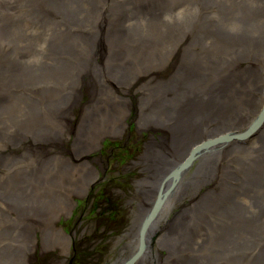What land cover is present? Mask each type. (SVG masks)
<instances>
[{
  "label": "rangeland",
  "instance_id": "374dc122",
  "mask_svg": "<svg viewBox=\"0 0 264 264\" xmlns=\"http://www.w3.org/2000/svg\"><path fill=\"white\" fill-rule=\"evenodd\" d=\"M192 1V5H186L184 10H181V14L176 15L178 18H173L180 20V24L183 20L188 21V26L174 27L171 30L170 26H167L164 33L157 35L156 39L159 40L153 41L145 37L146 32L142 27L144 36L136 31L137 41L132 44L118 42L114 37L115 50H112V53L109 52L105 40L96 42L97 48L91 58L102 63L98 70L83 67L80 76L74 79L75 76L70 74L77 70V68L72 69L75 58L66 60L69 68L65 65L62 70H59L61 63L55 61L54 69L57 70L54 72L55 76L51 77L49 74L48 77L58 82V85L51 81L48 83H53L57 87L56 94L45 96L38 91L35 103L40 106L41 111H37L42 122L54 124L57 116L53 112L60 108L50 109L45 113L47 105L53 106L58 102L69 101L67 114L73 118V125L67 124L70 127L65 133L66 137L60 130L43 126L39 128L31 126L27 129L23 122L28 124L30 122L18 119L19 115L24 119V109L16 108L10 112L12 108L8 103L5 104L7 110L5 127L10 131L13 139H6L7 145L4 149L17 150L13 160L17 161L19 167L16 168L17 173L3 172V168L0 167L2 172L0 174V264H74V261L73 263L71 261L73 255L68 262L73 241L78 251L84 250L80 254L84 264H104L107 259L116 257L119 244L128 240L129 232L136 234L134 238L138 239V246L140 247L141 244L143 246L145 238L140 234L143 233L140 224L142 222L144 229V225L150 222L152 208L159 201L161 181L165 172L169 170L165 168L160 174L163 170L159 168L161 165H158L157 169L152 168L145 161L143 156L146 155L143 152L147 145H156L151 154L161 157L163 163L172 166L186 157L189 152L185 149L177 155V159H172L175 152L172 146L178 132L171 134L167 148H158L157 146H162L158 137L161 124L152 128L146 127L150 121L163 123L165 121L162 118L169 117L164 110L162 117L158 113L160 104L156 99L160 95L175 93L177 101L168 102V107L175 109L177 120L186 114L190 116L189 112L195 108L192 105L197 96L202 94H206L202 96L206 101L211 100V103L214 101L222 103L218 99L222 95L234 97L235 100L219 105L218 110L221 111L226 105L231 104L229 110L238 111L233 117L238 123L257 109L260 103L259 96L264 97V45L256 44L259 42L264 44V0H211V10L214 12H211V20L209 19L204 26L199 21L205 18H200L205 15L201 10L198 11L200 0H197L196 5L194 4L196 0ZM165 4L166 2L160 3L158 6ZM244 5L245 7H242ZM237 8L243 9L236 10ZM86 11L91 13L90 20L94 24L84 20L83 17L80 18L79 23L93 27L98 22L100 10L97 7L87 6ZM118 12L117 10L116 14ZM139 13L136 11L130 16L134 18ZM171 16L174 14L167 15L165 21L171 19ZM209 22L211 24L207 25ZM101 30L105 31V26ZM7 34L8 31L7 33L2 31L1 37L3 39L5 35L9 41L8 37L13 34ZM230 36L234 38L230 39ZM92 37L88 42H84L73 34L69 37L66 47L69 49L64 51H69L75 57L85 56L93 48ZM80 46H83V49H80ZM104 52L109 62L106 58L104 61L100 60L104 57ZM138 53L142 54L144 59H139ZM127 55H130L132 61L137 64L129 66L130 70H119L118 67L131 63L125 58ZM102 67L105 70H102ZM190 71L202 73L205 81L201 86L196 79H188ZM67 77L72 80L70 86L64 83ZM90 81L100 83L109 91L95 93L92 90L94 84ZM46 84L40 87L44 92L43 87ZM217 88L221 91H217ZM165 102L167 104V101ZM201 102L205 103V101ZM150 106H154L155 110L148 115ZM127 109L128 117L134 113L137 115L136 125L133 120L128 121L127 135L122 138L106 136L104 145L102 143L99 150L100 154L96 152L100 145L96 150H94L96 145L93 149H85L81 145L82 143L86 146L90 142L85 139L86 136L91 138L97 130L103 129L107 122L113 119H108L110 115L115 116L113 126L115 123L119 126V118ZM205 110L206 108H203L201 112ZM154 113L155 116L151 115ZM214 114L215 108L211 110V116ZM136 127H140V130L138 131ZM9 128L20 133H15L16 131ZM120 131L121 129L118 133ZM255 136L251 135L248 140L259 139V136L264 138V132L253 138ZM137 137L144 139L138 140ZM167 137L168 131L164 138ZM111 141L124 143L123 145L129 147V152L133 153L132 158L123 163L116 155L117 163H115L112 155H115L117 150L109 145ZM137 141L140 142L136 143ZM246 141L241 143L246 144ZM31 144L36 159L25 161L23 156L27 155L26 147ZM165 144L166 142L163 146ZM146 150L150 152L148 146ZM49 151H52L53 155H50ZM90 152L92 157L99 161V167L95 166V170L89 167V164L93 165V163H88L87 158H84ZM216 153L217 151L212 155ZM6 157L10 158L9 155ZM219 157L222 158L223 153ZM7 159L3 158L2 162ZM211 160H213L212 156ZM197 166L196 163L193 164L185 173L179 191L175 193L179 194V198L175 194L172 199L170 198L169 207L166 208L169 210L168 216L165 219L162 217L164 221L160 224L161 229L167 230L172 242L175 241L178 232L177 224L171 223L175 217L184 216L183 219L181 218V224L186 219L196 231L202 228L204 234L210 233L211 237V225H209L211 217L205 216L204 218L208 219L205 222H198L195 217L205 214L212 207L213 195L209 193L211 190L208 188L212 183L213 167L211 166L208 173L204 171L200 176L197 173ZM33 167L36 168V172ZM208 168L209 166L206 170ZM64 186L67 192L63 191ZM101 192L109 196L111 203H115L117 218L114 222H110L107 219L108 213L101 212L100 208L94 206L95 210L92 211V205L100 203L96 202L94 194ZM63 194L69 198V211L56 223L51 224L50 209L60 201L61 198L57 195L63 196ZM198 196L203 198L201 208L196 212L193 206ZM77 199L81 202L77 203ZM100 207L103 205L101 204ZM98 212H101V217ZM217 215L219 218L221 214L217 212ZM235 218L243 219L242 216L238 218L235 211L233 213L230 211L225 230L221 232L219 228L217 229L216 236L220 240L236 232L235 228L231 227ZM65 222H68L69 230L74 229V240L69 230L63 228ZM153 236L156 238V234ZM151 240L152 246L161 257H164L168 250L167 246H159L155 240ZM88 252L92 253L90 257H87ZM79 263L82 264L81 261L77 264Z\"/></svg>",
  "mask_w": 264,
  "mask_h": 264
},
{
  "label": "bare ground",
  "instance_id": "6f19581e",
  "mask_svg": "<svg viewBox=\"0 0 264 264\" xmlns=\"http://www.w3.org/2000/svg\"><path fill=\"white\" fill-rule=\"evenodd\" d=\"M164 2H166L164 6H158ZM197 2V0L194 1V4L196 5ZM192 3V0H0V167L3 168V172L17 173L16 168L19 167L17 161L13 160L17 150L4 149L7 145L6 139H13L10 131L5 127V123H7V118H5L6 103L12 108L10 112L16 108L24 109V119L21 115L18 116V119L30 122V124L23 122L27 129L31 126L34 128L43 126L44 128H52V130H60L61 134L66 137L65 133L70 127L68 125H73V118L67 114L69 101L58 102L53 106L47 105L48 108H46L45 113L49 112L50 109L60 108L53 112L57 116L54 124L42 122L37 111H41L40 106L35 103L38 91L44 93L45 96L56 94L57 87L55 85H58V82L51 80V77L55 76L54 72L57 71L54 69L55 61L61 63L59 70H62L68 64L66 60L75 58L76 61L72 69L77 68V70L70 74V76H75L74 79L80 76L83 67L84 69L98 70L102 63L91 58L97 48L96 42L105 40L109 52L112 53V50H115L114 37L118 39V42L132 44L137 41L136 31L144 36L142 27L146 32L145 37L154 41L159 33H164L167 26H170V30L174 27L188 26V21L183 20L180 24V20L173 18H178L176 15L181 14V10H184L188 4L192 5ZM99 4H102L101 7L98 6ZM87 6L97 7L100 10L98 22L93 27L79 23L80 18L83 17L84 20L94 24L90 20L91 13L86 11ZM242 9L237 8L236 10ZM117 10L119 11L118 14H116ZM167 10L169 11L165 12ZM199 10L205 15L200 17H205L204 19L199 20L204 26L209 19L211 20V12H214L211 10V0L207 2L200 0ZM136 11L140 12L137 17H131L130 15L135 14ZM171 13L174 16L165 21L166 16ZM162 14L163 16H161ZM209 24L211 22L207 25ZM104 26L105 31L101 30ZM2 31L5 33L8 31L7 35L13 34L8 37L9 41L5 35L2 39ZM73 34L80 37L84 42H88L94 34L92 37L93 48L85 56L78 55L75 57L69 51H64L69 49L66 47L69 43V37ZM233 38L230 36V39ZM256 44L258 46L264 45L260 42ZM80 49H83V46H80ZM105 53L100 60L107 59ZM125 58L129 59L131 63L118 67L119 70H130L129 66L136 63L132 61L130 55ZM138 58L144 59L140 53H138ZM102 70L105 68L102 67ZM49 74L51 75L50 78L48 77ZM202 77L201 72L190 71L188 79H196L198 85L201 86L205 81ZM50 81L54 82L55 85L48 83ZM71 81L67 77L64 83L70 86ZM90 83L94 84L92 90L97 94L109 91L96 81H90ZM44 84H46L43 87L46 93L40 89ZM72 90L73 88H71ZM217 91L221 90L217 88ZM202 95L205 96L206 94ZM202 95L197 96L194 105H192L195 108L189 112L190 116L186 114L178 120L175 109L171 106V108L168 107V102L177 101L175 93L157 97L156 102L160 104L158 109L160 117H162V110L169 115V117L162 118L165 121L163 123L150 121L146 125L147 128H152L154 125L161 124L159 126L160 136L158 137H160L162 146L157 147L167 148L171 134L178 132L177 136L174 137V142L177 145L179 143V145L177 147L173 143L172 149L175 152L172 159H177V155L185 149L189 152L186 157L172 166L163 163L161 157L151 154L156 145H147L150 152L146 150V146L143 154L147 157H143L147 164L154 169L161 165L159 168H163V170L160 174L165 168L169 170L165 172L161 181V191L158 194L159 203L152 208L150 222L144 225V229L142 222L140 224V230H143V233L140 234L145 238L143 247L141 244L140 249L137 250L139 241L134 238L136 234L129 232L128 240L119 244L120 262L116 264H264V138L259 136L264 132V97L259 96L260 103L257 109L238 123L233 118L238 111L229 110L231 104L226 105L221 111L218 110L219 105L235 100L234 97L222 95L218 97L222 103L215 101L211 103V100L206 101ZM244 100L243 104H245ZM201 101H205V103ZM164 102L165 106L163 107ZM262 102L263 105L261 106ZM203 108L206 110L201 112ZM214 108L215 114L211 116V110ZM154 110L155 107L150 106L147 114L150 115V112ZM127 112L128 109L119 118V126L116 123L113 126L115 116L110 115L108 119H113L109 120L104 128L101 127L104 130H97L91 138L81 136L90 141L86 142V146L82 143L81 145L85 149H93L96 145L94 150L100 145L96 151L100 154L99 150L102 143L104 144L106 136L122 138L127 135L128 121L133 120L135 123L137 118L136 113L128 117ZM151 115L155 116V113ZM231 118L233 119L230 120ZM9 129L13 130L12 128ZM81 129L83 128L81 127ZM119 129L121 131L118 133ZM136 129L139 131L140 127H136ZM152 130L157 131L158 129ZM13 131L20 133L18 130ZM166 131H168L167 139L164 138ZM251 135H256L253 138L259 136V139L248 140ZM141 138L144 139V137H137L138 140ZM241 141H246V144H242ZM138 142L140 141L136 143ZM165 142L166 144L163 146ZM224 147L226 148L224 149ZM216 151L217 153L212 155ZM25 152L27 153L26 156H23L25 161H35L36 154H34L32 144L26 147ZM49 153L53 155L52 151ZM221 153H223L222 158L219 157ZM91 154L92 152L88 153L87 157L84 158H87L88 163H93V165L89 164V167L94 169L95 166L99 167V161L93 158ZM7 155L10 156L9 159H7ZM166 155L170 157L169 154ZM211 156L213 160H211ZM3 158L7 160L2 162ZM114 162L117 163V160ZM195 163L198 165L197 173L200 176L204 171L208 173L211 166L213 167L212 183L211 187L208 188L211 190L209 193L213 195L212 207L205 214L195 217L198 222L207 221L205 216L211 217V224H209L211 225V237L210 233L204 234L202 228L196 231L186 219L181 224V218L183 219L184 216L175 217L171 223L177 224L178 232L175 241L172 242L170 234L166 229H161L160 224L168 216L169 210L166 208L169 207L172 196L179 191L185 173ZM207 166L209 168L206 170ZM33 168L36 172V168ZM63 191L67 192L65 186ZM175 195L179 198V194ZM57 197L61 199L56 206L50 209L51 224L56 223L63 214L69 211V198L64 194L63 196L57 195ZM202 198L203 196L197 197L193 206L194 211L197 212L201 208ZM230 211L232 213L235 211L237 217L241 218L242 216L243 219L235 218L231 227L235 228L236 232L228 234L224 238L222 236L223 239L220 240L216 236L217 229L219 228L221 232L225 230ZM217 212L221 214L219 218ZM59 229L61 230V228ZM155 234L156 238L153 236ZM151 239L155 240L159 246H167L168 250L164 257H161L160 253L152 246ZM136 242L137 245L135 246Z\"/></svg>",
  "mask_w": 264,
  "mask_h": 264
},
{
  "label": "trees",
  "instance_id": "16d2710c",
  "mask_svg": "<svg viewBox=\"0 0 264 264\" xmlns=\"http://www.w3.org/2000/svg\"><path fill=\"white\" fill-rule=\"evenodd\" d=\"M109 145L114 146V149L117 150V152L115 153V155H113V158L115 160H117L116 159V155L119 156V160L121 162H123V163H125L127 159L132 158L133 153L129 152V147L123 145L122 143L112 142L111 141V143H109ZM94 197L96 199V202H100V203H94L92 205V207H93L92 208V211L95 210V207L94 206H96V208H100L101 209V212H104L105 214L108 213L107 219L110 222H114L115 218H117L116 217V211H115V205H114L115 203L114 202L111 203L110 200H109V196L106 195V194H104V193H102V192L101 193H95L94 194ZM77 201H78V203L81 202L80 200H77ZM101 204L103 205V207H100ZM101 212H98L100 214V217H101Z\"/></svg>",
  "mask_w": 264,
  "mask_h": 264
},
{
  "label": "flooded vegetation",
  "instance_id": "af4514ba",
  "mask_svg": "<svg viewBox=\"0 0 264 264\" xmlns=\"http://www.w3.org/2000/svg\"><path fill=\"white\" fill-rule=\"evenodd\" d=\"M100 157V156H99ZM65 226V227H64ZM63 226V228H65V230H69V224H68V222H65V225ZM73 228L72 229H70L69 230V232H70V234H71V236H72V238H73V240L75 239L74 238V234H73ZM75 241H73V244H71V247L74 245V248H75ZM84 252V250H77L76 248L73 250V249H71V251L69 252V254H70V256H69V259H68V262L70 261V257H71V255H73V259L71 260L72 261V263H73V261H74V264H77L79 261H81V263L82 264H84V261H82V259L80 258V254L81 253H83ZM120 254H121V251L119 250V246H118V249H117V254H116V257L114 258V257H112V258H109V259H107L105 262H104V264H116V263H119L120 262ZM92 255V253L91 252H88L87 253V257H90ZM68 256H66V257H68ZM66 259V258H65ZM80 264V263H79Z\"/></svg>",
  "mask_w": 264,
  "mask_h": 264
},
{
  "label": "water",
  "instance_id": "95a60500",
  "mask_svg": "<svg viewBox=\"0 0 264 264\" xmlns=\"http://www.w3.org/2000/svg\"><path fill=\"white\" fill-rule=\"evenodd\" d=\"M158 203H159V201L157 202V205H158ZM157 205H156V206H157ZM142 247H143V246H142ZM139 249H140V247L138 248V250H139ZM141 249H142V248H141Z\"/></svg>",
  "mask_w": 264,
  "mask_h": 264
}]
</instances>
